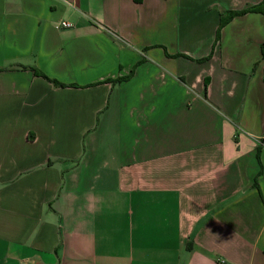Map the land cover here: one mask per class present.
Returning <instances> with one entry per match:
<instances>
[{"label": "crops", "instance_id": "obj_1", "mask_svg": "<svg viewBox=\"0 0 264 264\" xmlns=\"http://www.w3.org/2000/svg\"><path fill=\"white\" fill-rule=\"evenodd\" d=\"M262 1L0 0V264H264Z\"/></svg>", "mask_w": 264, "mask_h": 264}, {"label": "trees", "instance_id": "obj_2", "mask_svg": "<svg viewBox=\"0 0 264 264\" xmlns=\"http://www.w3.org/2000/svg\"><path fill=\"white\" fill-rule=\"evenodd\" d=\"M263 7H264V0L260 3V5H258L257 8L250 7V8H246V9H243V10H240V11H236V12H227L225 14V16H222L220 18L219 28L222 27L223 25H225L231 18H233L235 16L243 15L246 12H253V11H255V12H258V13H261V14L264 15Z\"/></svg>", "mask_w": 264, "mask_h": 264}, {"label": "built area", "instance_id": "obj_3", "mask_svg": "<svg viewBox=\"0 0 264 264\" xmlns=\"http://www.w3.org/2000/svg\"><path fill=\"white\" fill-rule=\"evenodd\" d=\"M60 27H62V28H67V27H69V24H67V23H65V22H60Z\"/></svg>", "mask_w": 264, "mask_h": 264}]
</instances>
